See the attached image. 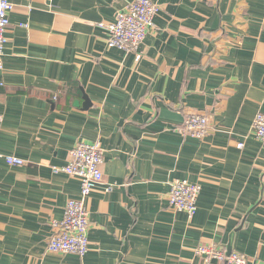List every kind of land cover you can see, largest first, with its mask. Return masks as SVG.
Masks as SVG:
<instances>
[{
	"label": "crops",
	"instance_id": "0c3cea01",
	"mask_svg": "<svg viewBox=\"0 0 264 264\" xmlns=\"http://www.w3.org/2000/svg\"><path fill=\"white\" fill-rule=\"evenodd\" d=\"M9 1L0 264H204L200 246L264 264V140L253 131L264 0H150L158 12L139 61L97 26L133 0ZM190 113L208 119L203 140L175 131ZM80 141L103 152L83 258L47 251L51 222L79 195V180L51 167ZM175 180L200 186L193 217L169 207Z\"/></svg>",
	"mask_w": 264,
	"mask_h": 264
},
{
	"label": "built area",
	"instance_id": "2783aa9c",
	"mask_svg": "<svg viewBox=\"0 0 264 264\" xmlns=\"http://www.w3.org/2000/svg\"><path fill=\"white\" fill-rule=\"evenodd\" d=\"M13 5L9 0H0V73L7 42L6 32L10 26L9 16ZM158 7L150 0H133L124 9L118 11L110 24H98L108 34L107 47L117 49L125 54H132L135 61L141 59L140 48L147 34L153 27V18ZM1 85V83H0ZM208 119L198 113L188 114L182 125L175 131L182 137L203 140L209 132ZM253 131L257 139L264 140V114L257 113L253 119ZM238 144L237 148H241ZM9 166H22L24 162L13 157H5ZM103 152L98 142L80 141L69 152L67 163L52 166L53 174H63L79 180V195L66 202L63 217L60 221H52V235L47 241L50 253L69 254L83 258L89 251L88 230L89 214L87 201L92 190L102 182L101 166ZM200 186L186 180H175L170 183L168 193L169 207L193 217L197 212V200ZM195 255L203 258L204 264H260L237 253L226 254L215 247H197Z\"/></svg>",
	"mask_w": 264,
	"mask_h": 264
},
{
	"label": "water",
	"instance_id": "95a60500",
	"mask_svg": "<svg viewBox=\"0 0 264 264\" xmlns=\"http://www.w3.org/2000/svg\"><path fill=\"white\" fill-rule=\"evenodd\" d=\"M230 253V252H229Z\"/></svg>",
	"mask_w": 264,
	"mask_h": 264
}]
</instances>
